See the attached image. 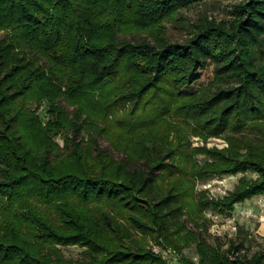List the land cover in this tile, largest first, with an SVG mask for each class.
I'll use <instances>...</instances> for the list:
<instances>
[{
	"label": "trees",
	"instance_id": "1",
	"mask_svg": "<svg viewBox=\"0 0 264 264\" xmlns=\"http://www.w3.org/2000/svg\"><path fill=\"white\" fill-rule=\"evenodd\" d=\"M199 1L0 0V264H171L154 246L181 264H264V235L252 254L248 233L224 249L206 214L264 196V140L244 134H264V0L170 41L164 22ZM135 32L151 39L120 41ZM239 172L223 197L196 190Z\"/></svg>",
	"mask_w": 264,
	"mask_h": 264
},
{
	"label": "rangeland",
	"instance_id": "2",
	"mask_svg": "<svg viewBox=\"0 0 264 264\" xmlns=\"http://www.w3.org/2000/svg\"><path fill=\"white\" fill-rule=\"evenodd\" d=\"M240 0H202L193 3L180 10L177 17L173 20L164 22L166 28V34L172 42H182L186 40L192 30L193 25L197 21L204 17L213 18L219 20H229L232 18V8ZM7 31H0V37H6ZM148 37L147 33H131L119 35L120 41L130 40L136 41ZM199 82L188 86L185 92H191L196 90L199 86ZM68 110L72 112L74 107L67 106ZM38 114L45 122L48 120V106L43 104L38 110ZM244 134L251 136L252 138L261 141L264 140V134L260 133L253 128H249ZM225 134L221 137H211L207 140V145L212 147L214 145L219 147L227 146L225 140ZM87 138V136H86ZM194 146H200L205 144L204 140L197 136H192ZM60 147L64 146V140L61 135H57L56 138ZM98 144L103 149L109 151L115 158L121 159L122 154L118 153L111 143L105 138H98ZM62 153V152H61ZM199 157H204L199 155ZM244 175L243 172L237 174H224V175H207L197 179V191L206 190L208 193L215 197L220 198L227 195L238 184L240 178ZM247 177H255L253 172L246 173ZM3 178V172L0 167V180ZM45 212L54 220L58 221V218L54 212L48 210L46 206L42 207ZM207 217L210 218L211 223L209 227V238L212 242L218 237L224 242V249L227 248L232 240L239 241L242 237L247 235L248 239H244L246 247H249L248 254H252L255 250L259 249V243L262 242V236L264 235V196L258 195L245 201L244 203L237 204L232 211L218 212L209 208L206 212ZM190 226L191 223H189ZM63 254L70 259L79 260L83 258V247L78 245L60 246ZM156 251L160 250L171 264H181L177 256L170 250H163L158 246H154ZM244 250V249H243ZM184 256L188 257L195 263L198 262V255L195 245L184 249Z\"/></svg>",
	"mask_w": 264,
	"mask_h": 264
}]
</instances>
